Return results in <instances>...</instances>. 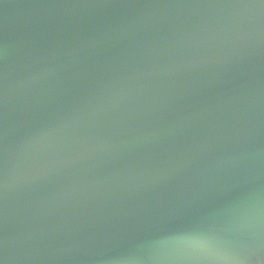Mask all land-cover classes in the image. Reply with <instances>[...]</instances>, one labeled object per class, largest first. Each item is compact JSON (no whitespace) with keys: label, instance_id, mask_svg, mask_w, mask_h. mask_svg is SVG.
I'll list each match as a JSON object with an SVG mask.
<instances>
[{"label":"water","instance_id":"1","mask_svg":"<svg viewBox=\"0 0 264 264\" xmlns=\"http://www.w3.org/2000/svg\"><path fill=\"white\" fill-rule=\"evenodd\" d=\"M0 264H264V0H0Z\"/></svg>","mask_w":264,"mask_h":264}]
</instances>
